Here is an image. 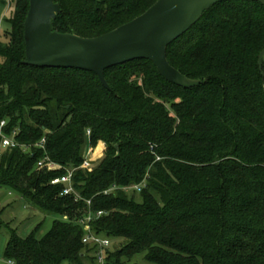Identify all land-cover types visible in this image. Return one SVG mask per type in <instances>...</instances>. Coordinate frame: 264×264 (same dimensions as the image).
<instances>
[{
	"label": "trees",
	"instance_id": "16d2710c",
	"mask_svg": "<svg viewBox=\"0 0 264 264\" xmlns=\"http://www.w3.org/2000/svg\"><path fill=\"white\" fill-rule=\"evenodd\" d=\"M54 1L61 10L56 31L93 38L157 0ZM2 4L10 13L3 17L0 8L8 26L0 42V119L30 149L1 154L0 188L55 217L40 239L5 225V260L96 264L80 223L92 214L91 232L117 241L106 264H264L262 5H214L166 48L168 63L201 81L197 87H177L150 61L135 60L104 71L107 91L93 73L24 65L29 0ZM42 138L44 150L35 147ZM98 142L106 147L103 159L80 169L83 151ZM44 157L61 169L36 170ZM67 169L74 170L76 201L60 196L62 185H50ZM141 182L139 192L122 190Z\"/></svg>",
	"mask_w": 264,
	"mask_h": 264
},
{
	"label": "water",
	"instance_id": "95a60500",
	"mask_svg": "<svg viewBox=\"0 0 264 264\" xmlns=\"http://www.w3.org/2000/svg\"><path fill=\"white\" fill-rule=\"evenodd\" d=\"M227 0H157L146 12L114 30L83 38L54 29L61 10L54 0H29L23 25L24 65L93 73L110 91L104 71L135 60L150 61L158 75L183 89L200 85L173 68L166 48L191 29L214 5ZM264 7V0H250ZM264 48L258 55L261 69Z\"/></svg>",
	"mask_w": 264,
	"mask_h": 264
},
{
	"label": "rangeland",
	"instance_id": "374dc122",
	"mask_svg": "<svg viewBox=\"0 0 264 264\" xmlns=\"http://www.w3.org/2000/svg\"><path fill=\"white\" fill-rule=\"evenodd\" d=\"M3 1L4 0H0L1 9L4 6L2 4ZM7 9L8 8L5 6V9H2L3 11L1 13V15L3 14V17L6 18L9 17L10 13ZM6 30H8V26L0 19L1 43L6 42V36H2ZM100 145L101 148H99ZM105 150V144L98 142L95 147H92L91 151L87 149L83 151V159L86 163H89L88 170L94 169L100 163L103 159ZM84 170H87V168ZM54 220V216L42 214L33 209L15 192L9 191L6 188H0V264H6L3 258V252L9 238V229L5 225H8V227L13 230H17V234L21 238H26L32 232H35L36 238L40 239L50 230ZM110 242V249L113 250L117 246V241L110 240ZM137 262L141 264L142 261L139 258L135 259L133 262H126L124 264H134Z\"/></svg>",
	"mask_w": 264,
	"mask_h": 264
},
{
	"label": "built area",
	"instance_id": "2783aa9c",
	"mask_svg": "<svg viewBox=\"0 0 264 264\" xmlns=\"http://www.w3.org/2000/svg\"><path fill=\"white\" fill-rule=\"evenodd\" d=\"M7 121L5 119H0V156L1 154L11 148H23L26 151L30 149V147H26L23 145H20L17 140V134L18 131L14 130L10 133H7ZM87 135H89V131L86 132ZM44 143L45 139L42 138L39 143L35 144L36 148L44 150ZM92 148H88L87 150L91 151ZM89 163H86L85 160L83 161V164L81 165L80 169H88ZM61 166L53 163L50 161L48 157H44L37 161L36 163V170H46L48 172L51 171H56L60 170ZM73 169H67L65 174H63L60 177H56L50 181V185L56 186V185H62L63 190L60 193V196H67L70 194H73L75 197V201L79 198L77 194L74 193L73 187H72V174H73ZM145 186V182H141L138 185H134L132 187H126L123 188L122 190L125 192H128L130 190L139 192L141 189ZM116 188L113 187L110 190L104 191V194H108L110 191L115 190ZM87 204H89V201H87ZM102 212H97V216H101ZM92 219V214H88L85 219L81 220L80 223L85 226V235L82 239L83 244H88L93 247H95V252H94V258L96 261V264H106V256H107V250L110 249L111 242L109 239L105 237H101L98 235H95L91 232L89 228V222ZM6 264H16L15 262L11 260H5Z\"/></svg>",
	"mask_w": 264,
	"mask_h": 264
}]
</instances>
